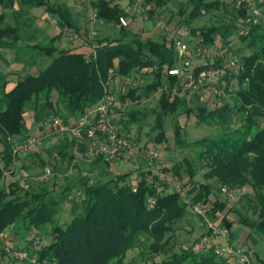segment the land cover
<instances>
[{
	"label": "trees",
	"instance_id": "1",
	"mask_svg": "<svg viewBox=\"0 0 264 264\" xmlns=\"http://www.w3.org/2000/svg\"><path fill=\"white\" fill-rule=\"evenodd\" d=\"M147 2L151 5L149 10L154 11L155 7L166 5L168 0ZM236 4L233 18L222 24L191 28L195 19L207 12L221 9L223 3L221 0H186L176 13L179 18L178 25L187 24L188 35H201L209 43L217 36L230 39L235 35L241 19L247 14L238 0ZM260 4L264 8V0H260ZM0 5L7 9H14L17 5L24 8L45 7L50 14L59 16L57 21L62 29H77L72 12L51 0H0ZM92 5L97 11L98 19L106 23L119 25L121 16H131V12L115 0H92ZM263 28L257 26L249 36L241 38L248 40L255 50L243 56L238 72L232 74L240 82L234 91V108L226 105L211 109L197 99H187L179 94L172 96L173 94L164 92L159 96L158 106L152 111L157 120L153 127V131L157 133L153 139L159 146L169 142L163 129L165 117L195 111V108L189 106L193 102L194 105L197 103L199 118L209 123L218 120V123L226 125L233 112L242 115L240 126L218 137H205L197 141L196 146L201 147L199 159L202 166L207 168L206 178H215L223 187L229 189L247 185L252 187L258 216L252 220L239 211L241 223L264 238ZM57 37L52 38L51 46L36 45L41 53L51 59L49 65L38 74L21 77L8 90L7 75L0 70V142L3 144L0 151V236L3 235L0 237V247L6 238V230L18 221H21L23 229L28 233L51 224L61 201L49 190L22 192L15 182L9 185V189L2 185L5 174L15 161L13 147L18 142L15 138L29 135L30 125L26 117L28 111H34V118L39 125L37 132L45 130V126L39 122L44 113L41 109L43 105L51 107L52 113L62 115L52 105L51 95L54 92L58 94V101L67 108V115H62L67 120L85 112L104 96V85L109 79L111 68H116L119 75L132 74L136 68L143 75L152 73L154 78L145 85L146 92L158 91L164 84H177V79L167 72L177 64V59L172 39L165 34L161 40H155L152 37H143L130 27L120 26L115 37L103 38L98 42L91 40L96 48L88 54L75 48H58L54 44ZM19 39L18 28L7 22L5 11L0 12V49L17 43ZM257 45L260 47L257 48ZM136 92L137 89L132 88L120 97L135 98ZM41 97L45 98L42 104ZM138 113L132 111L122 117L121 122L131 130L132 124L139 120ZM73 140L81 151L85 150L83 141ZM66 141L67 151L63 144L58 146L61 149L60 154L65 157L70 153V159L74 160V148L69 140ZM185 143L181 127L176 124L173 147L176 149L178 145ZM107 162L109 164L108 160ZM182 168L178 164L173 168L165 166L166 171L173 173L183 183L195 202L206 205L211 218L216 221L219 213L228 206V202L223 203L219 198H213V186L196 179L197 168L192 161H187V168ZM183 173L188 174V180H183ZM129 174L119 173L112 179L94 183H90L87 177L80 179L77 183L84 189L85 199L80 205L75 200L73 208L79 206L81 211L74 213L70 222L57 226L56 235L49 244L42 245L37 250L32 249L37 254L38 261L41 264H135L126 260L128 252L144 245L142 249L150 252L152 258L146 259L143 264H236L216 257L210 249L202 251L201 247L196 246L181 252H170L175 226L185 217L188 207L179 194L171 192L160 196L157 206L149 209L145 199L150 189L141 184L138 192H133L132 185L126 181ZM246 195H252V192ZM223 222L231 227L227 220L224 219ZM34 239L23 246L12 248L28 251L33 247L31 243L35 242Z\"/></svg>",
	"mask_w": 264,
	"mask_h": 264
},
{
	"label": "rangeland",
	"instance_id": "2",
	"mask_svg": "<svg viewBox=\"0 0 264 264\" xmlns=\"http://www.w3.org/2000/svg\"><path fill=\"white\" fill-rule=\"evenodd\" d=\"M59 6L68 8L75 18L83 11L82 0H51ZM223 7L219 10H214L205 13L203 16L195 19L191 23V28H201L209 25H220L223 22L233 18L236 13L237 0H221ZM122 7H127L129 11L135 10L134 6H128L129 0H115ZM186 0H168L166 5L155 7V10H149L151 7L149 2L144 5V12L138 15L137 12H132L128 17L129 25L133 31L143 34L144 32H152L154 28H164L165 26L171 27V32L162 29L163 34L171 39L174 35H186L189 33V26L187 24L178 25L179 18L176 13L181 8V5ZM85 4V3H84ZM93 7L92 2L88 5ZM6 12L7 22L19 30L20 39L17 43L11 45V47L5 48V56L0 52V65L4 69H8L7 78L15 79L19 74L27 75L28 73L38 74L41 70L46 68L51 62L50 57L41 53L36 45H50L51 40L54 37V44L58 48H70L71 46H81L85 44L81 41H64L62 34H57V27L60 24L57 21L58 15L50 14L46 11L45 7H33L24 8L21 5H17L14 9H7L4 5H0V12ZM80 18V17H79ZM80 20V19H77ZM89 22H86V25ZM160 23V24H158ZM162 27V28H161ZM62 28V26H60ZM65 29V28H63ZM264 29V28H263ZM97 34L91 39L93 42H98L103 38L115 37L118 35L120 27L116 24L106 23L99 21L96 25ZM57 32V33H56ZM162 34L156 32L154 34L155 40H161ZM88 43V42H87ZM259 48L260 45H257ZM255 48L250 45V42L239 40L236 44L235 53L242 60L244 55L251 54ZM8 61V62H7ZM32 71V72H31ZM145 79L144 85L136 86V94H140L142 101L130 104L125 111L126 116L132 111L139 112V120L132 124L131 130L139 137L148 138L153 140V136L157 133L153 131V127L156 124V114L152 109L158 106L159 96L157 91L146 92L145 85L153 80V74L148 73L143 75ZM236 85L240 82L238 78L235 80ZM14 86V85H13ZM11 89V88H9ZM8 89V90H9ZM131 89V88H130ZM130 89H127L128 92ZM157 92V93H156ZM2 90L0 91V94ZM156 93V94H155ZM44 97H41L40 104L44 102ZM51 101L53 107L60 110L62 115H67V108L63 103L58 101L57 92L52 93ZM236 98L233 94H230L226 99L217 100L212 98L210 102H206V107L211 109H217L228 105L230 108H234ZM197 104V103H196ZM189 105L195 108V111L191 113H177L175 115H168L163 121V129L169 142L162 143L160 147L164 151V157L162 158L163 164L173 168L176 164L182 166V169L187 168V161H192L197 168L196 179L203 182H208L213 186L215 194L213 198H219L221 202L234 203L232 213L237 214L239 211L246 214L250 219H256L257 214V202L255 199L254 190L251 186H244L236 189H229L223 187L217 179H208L205 177L207 168L203 167L199 159V151L201 147L196 146V142L204 139L205 137H218L226 131H230L240 126L242 123V115L237 112L231 114V119L228 124L223 125L215 120L213 123H209L205 119H200L197 115V105ZM44 113L39 120L44 125V120L47 114L52 113L51 107L43 105L41 108ZM46 111V112H45ZM146 112V113H144ZM34 114L27 112V120L30 125L29 135H37V123L32 125V118ZM176 124L181 127V133L186 141L185 144H180L173 147L175 139V127ZM37 129V130H36ZM46 130V127H45ZM40 134V133H39ZM28 135V136H29ZM68 136L62 135H48L42 146L33 149L27 154H20L18 158H15L10 170L5 174L4 181L2 183L4 188L9 189V185L15 182L17 186L23 191L40 192L42 190H49L58 199H61L55 220L51 224H47L40 230H33L26 232L23 229L21 221H18L13 226L9 227L7 231V238H4L3 245L0 247V264H38L40 263L37 258V254L32 252L42 247V245L49 244L56 235V228L58 225H65L70 222L74 216V213L80 212L78 207L73 208V202L78 201V205L82 203L78 198L75 199L77 192L84 189L80 188L78 181L87 177L90 183H94L98 180L107 181L114 178L119 173H130L127 178V183H135L141 169L136 165L137 162H111L109 164L106 159L91 160L86 152L81 151L80 147L76 146L75 141ZM26 138V137H25ZM25 138L17 136L15 138L17 143L22 142ZM67 138V139H66ZM69 140L75 154L74 160L70 159V153L63 157L60 154L61 149L58 147L63 144V148L67 151L65 141ZM83 141L81 139H76ZM77 141V142H78ZM67 143V141H66ZM170 145V147H165ZM3 149V144L0 142V151ZM140 168L142 165L140 164ZM183 172H185L183 170ZM183 180L189 179L188 174L183 173ZM248 192H252V195H246ZM236 197L237 202L233 199ZM209 205H212L211 203ZM208 205V206H209ZM76 206V205H74ZM206 207V205H205ZM185 217L175 226V230L172 234L170 242V252H181L191 246L200 248L203 238L207 235V227L203 221L188 208ZM220 216L221 213H219ZM244 226L237 223L236 230L241 233ZM35 235L40 239L37 241ZM24 236V237H23ZM35 237V239H34ZM145 238V237H143ZM37 241L31 243L33 247L28 249L29 258H17L13 257L12 253L15 246H23L28 241ZM41 242V244L39 243ZM39 243V245H38ZM14 246V247H13ZM144 245H140L128 252L127 261H133L135 264H143L146 259L152 258L150 252L142 249ZM13 247V248H12ZM260 255H264V242L259 241L257 245ZM144 251V252H142ZM32 252V253H31ZM31 254L33 256L31 257ZM31 258V259H30ZM33 258H36L35 263L32 262ZM37 261V262H36Z\"/></svg>",
	"mask_w": 264,
	"mask_h": 264
},
{
	"label": "built area",
	"instance_id": "3",
	"mask_svg": "<svg viewBox=\"0 0 264 264\" xmlns=\"http://www.w3.org/2000/svg\"><path fill=\"white\" fill-rule=\"evenodd\" d=\"M82 2L90 4L92 0ZM146 2L147 0H133L134 12L138 15L143 14ZM238 3L246 9L247 14L241 19L232 38L226 40L217 36L209 43L201 35L171 37L177 64L167 72L177 79V84L176 86L164 84L157 91L158 94L164 92H169L173 94L172 96L179 94L187 99H197L201 103H209L212 98L226 99L233 94L240 85H236V78L232 77L241 66L240 57L235 53L237 41L249 36L255 27L264 25V8L260 0H238ZM97 20L95 14L91 19L93 27L87 37L72 28L63 30L58 26L57 29L69 40L87 43L97 34L94 29ZM128 25V18L121 16L119 26ZM164 28L167 32L172 30L170 26ZM144 83L145 79L138 68L129 75H119L116 68H111L109 79L104 85V96L98 103L74 119L67 120L62 115L48 114L44 120L46 131L29 135L22 142L15 144L14 157L18 158L20 154H27L42 146L45 138L54 134L83 140L91 160L103 158L111 162H139L143 173L131 187L133 192H138L141 184L150 189L145 199L149 209L157 206L160 196L171 192L179 194L183 203L192 209L207 227V235L200 244L202 251L210 249L216 257L236 264H252V255L231 241L229 229L214 221L203 202H195L183 183L173 173L165 170V165L161 162L164 157L163 149L155 141L137 136L121 122V118L126 115V108L130 104L142 101L143 98L136 95L135 98L122 99L120 96L127 94V89ZM76 198L83 201L84 191L77 192ZM36 239L40 240L38 237ZM12 254L17 258H29V252L22 249H14ZM35 260L36 258H33L32 262L35 263Z\"/></svg>",
	"mask_w": 264,
	"mask_h": 264
},
{
	"label": "crops",
	"instance_id": "4",
	"mask_svg": "<svg viewBox=\"0 0 264 264\" xmlns=\"http://www.w3.org/2000/svg\"><path fill=\"white\" fill-rule=\"evenodd\" d=\"M88 5L89 4H84L83 3V11L80 12V15H77L78 18H75L73 16V18H74V20H75V22L77 24V29H75V28H72V29L75 32L80 33L81 35H84L85 37L89 36V32H90L91 28L93 27V25L91 24V19L94 17L95 14L97 15L96 9H94V7H89ZM132 5L134 6L133 0H129L128 6H132ZM125 8L128 11L130 9V8L128 9L127 7H125ZM130 12L132 13V12H134V10H132ZM77 19H80V20H77ZM87 21L89 23L86 25ZM99 21L100 20L98 19L96 21V24H94V29L95 30H96V25H97V23ZM158 24H160V23H158ZM117 26H119V25H117ZM263 27H264V25H263ZM162 29H164V28H162ZM162 29L154 28L152 30V32H150V33L149 32H147V33L144 32L142 35H143V37H152L153 38L154 34L156 32H160L163 35V31L164 30H162ZM57 31H58V33L57 32L56 33L57 34H62L63 35L62 38L64 39V41H67L68 38L62 32H60L58 29H57ZM96 32H97V30H96ZM186 35H188V34H186ZM91 39L89 41H87L88 43L81 44V46H77V47L76 46H74V47L71 46L70 48H75V49H77V50H79L81 52H84V53L88 54V53L92 52L96 48L95 44L94 45L91 44L92 43ZM71 41H74V40H69V43L73 44L74 42H71ZM0 52L2 53L1 55L5 56V48L4 49H0ZM0 70H1V72L5 73L7 75L8 69H4L0 65ZM28 74H32V73H28ZM24 76L25 75H23V74H19L18 76H16V78L14 80L11 79V78H8L9 84L7 85V89L12 88L13 85L15 84V82L18 79H20L21 77H24ZM118 88H119V85H118ZM30 112H32V114H34V111H30ZM75 117L71 116L69 119H72V118L74 119ZM36 122L37 121L35 120V118L33 116L32 122H31L32 125H35ZM37 129H39V125L38 124H37ZM44 131H46V130H44ZM39 133H42V132L38 131L37 134H39ZM161 162H163V160ZM136 165H138V168L141 169V171H142V168H140L141 166L139 165V162L136 163ZM139 175H140V173H139ZM233 199L235 200V202H237L236 197H233ZM233 207H234V203L232 204V203L229 202V204L225 208V210L221 212L222 216H219L218 219L216 220V222L220 223L221 225L226 226L229 229L230 238H231V241L234 244L240 246L241 248H243L244 251L249 252L252 255V260H253L252 264H264V255L263 256L260 255V253L258 251V248H257V245H258L259 241H263L264 242V238L262 236H260L256 231H253L250 227H247V226L243 225L241 223V213L240 212H238L237 214L232 213V208ZM224 219H225V221L227 220L230 223V225H231L230 228L223 222ZM237 223H239V224L244 226V229L241 230V233L237 232V230H236ZM8 230H9V228L6 230V233H5L6 235H7V231ZM205 233H207V231H205ZM6 238H7V236H6Z\"/></svg>",
	"mask_w": 264,
	"mask_h": 264
}]
</instances>
